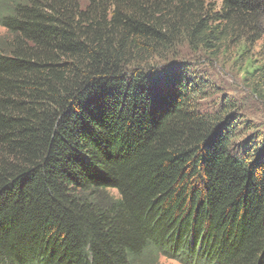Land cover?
I'll use <instances>...</instances> for the list:
<instances>
[{
	"label": "trees",
	"instance_id": "16d2710c",
	"mask_svg": "<svg viewBox=\"0 0 264 264\" xmlns=\"http://www.w3.org/2000/svg\"><path fill=\"white\" fill-rule=\"evenodd\" d=\"M0 25V264H264V136L197 71L262 42L264 102V0H0Z\"/></svg>",
	"mask_w": 264,
	"mask_h": 264
},
{
	"label": "rangeland",
	"instance_id": "374dc122",
	"mask_svg": "<svg viewBox=\"0 0 264 264\" xmlns=\"http://www.w3.org/2000/svg\"><path fill=\"white\" fill-rule=\"evenodd\" d=\"M217 3L218 0H208ZM6 29L0 25V37L4 36ZM262 42L252 48L253 53L246 56L234 47L227 50L217 60L206 57L199 58L197 71L205 75L215 85L212 96L206 99L205 103L209 106L218 104L221 99L231 98L237 104L239 115L253 121L256 128L247 133V136L263 134L264 136V102L255 93L254 87L257 85L258 67L263 62V58L258 51ZM250 50V48H247ZM255 79V80H254ZM259 83V82H258ZM164 264H182L174 259L162 258Z\"/></svg>",
	"mask_w": 264,
	"mask_h": 264
}]
</instances>
